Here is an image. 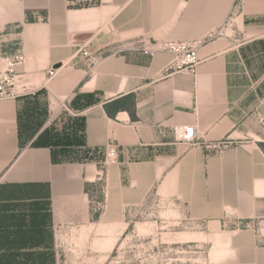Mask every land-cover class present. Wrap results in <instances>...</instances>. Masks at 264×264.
Here are the masks:
<instances>
[{
    "label": "crops",
    "instance_id": "0c3cea01",
    "mask_svg": "<svg viewBox=\"0 0 264 264\" xmlns=\"http://www.w3.org/2000/svg\"><path fill=\"white\" fill-rule=\"evenodd\" d=\"M222 26L195 73L165 71L168 52H112ZM84 46L104 58L81 61ZM21 50L17 96L0 100V264H61L58 227L118 224L158 185L184 201L213 264H264L246 226L264 220V0H0V53ZM183 124L195 145L160 132ZM110 140L118 160L103 166Z\"/></svg>",
    "mask_w": 264,
    "mask_h": 264
},
{
    "label": "rangeland",
    "instance_id": "374dc122",
    "mask_svg": "<svg viewBox=\"0 0 264 264\" xmlns=\"http://www.w3.org/2000/svg\"><path fill=\"white\" fill-rule=\"evenodd\" d=\"M163 187L156 186L142 203L126 208L118 224L103 218L99 225L78 231L65 226L58 235L61 264H213L211 244L199 223L184 201ZM221 243L215 241L216 246Z\"/></svg>",
    "mask_w": 264,
    "mask_h": 264
},
{
    "label": "built area",
    "instance_id": "2783aa9c",
    "mask_svg": "<svg viewBox=\"0 0 264 264\" xmlns=\"http://www.w3.org/2000/svg\"><path fill=\"white\" fill-rule=\"evenodd\" d=\"M239 3L234 6V11L239 8ZM227 35L225 27H220L217 31L210 33L204 39H189V40H175V39H163L152 43V46L138 45L133 43L129 46H123L112 51L118 53L123 50H140L145 54L154 57L157 53L168 52L172 55V59L165 68V71L180 72L186 71L189 73H195L196 68L200 62L198 55V48L202 46L205 40H211L216 37ZM79 59L85 61L89 65L98 64L104 55L98 51L94 52L84 46L78 52ZM25 62L24 52L18 51L13 54L0 53V100L15 98L17 96L16 84H17V67ZM49 76L53 77L56 74L54 69L49 70ZM257 123L260 126L261 132L264 135V114H256ZM163 135L170 137L175 143H183L186 145H195L199 139L198 131L195 125L183 124L172 125L166 129L160 131ZM236 139H224L220 142L222 149H227ZM263 140V139H261ZM118 160V149L113 140H110L106 145V156L103 166H107L110 163H115ZM103 190V198L96 202V206L99 210L104 211L106 208V197ZM243 226L242 223L237 225ZM247 227H255L258 235L264 242V233H262V226H264V220L254 223H248ZM65 230V226H60L56 229V249H59L60 243L58 242V235Z\"/></svg>",
    "mask_w": 264,
    "mask_h": 264
}]
</instances>
